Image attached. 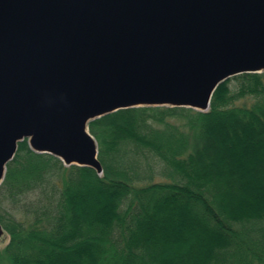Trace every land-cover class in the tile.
<instances>
[{
    "label": "trees",
    "instance_id": "obj_1",
    "mask_svg": "<svg viewBox=\"0 0 264 264\" xmlns=\"http://www.w3.org/2000/svg\"><path fill=\"white\" fill-rule=\"evenodd\" d=\"M88 129L100 173L18 142L0 264H264V71L221 82L205 111L134 106Z\"/></svg>",
    "mask_w": 264,
    "mask_h": 264
},
{
    "label": "water",
    "instance_id": "obj_2",
    "mask_svg": "<svg viewBox=\"0 0 264 264\" xmlns=\"http://www.w3.org/2000/svg\"><path fill=\"white\" fill-rule=\"evenodd\" d=\"M262 71L264 0H0V183L23 139L100 173L91 120L205 111L221 82Z\"/></svg>",
    "mask_w": 264,
    "mask_h": 264
},
{
    "label": "rangeland",
    "instance_id": "obj_3",
    "mask_svg": "<svg viewBox=\"0 0 264 264\" xmlns=\"http://www.w3.org/2000/svg\"><path fill=\"white\" fill-rule=\"evenodd\" d=\"M263 72V71H262ZM242 101V100H240ZM175 235H172V238H174ZM7 242V236L5 234V232H3V234L0 236V246L4 245Z\"/></svg>",
    "mask_w": 264,
    "mask_h": 264
}]
</instances>
